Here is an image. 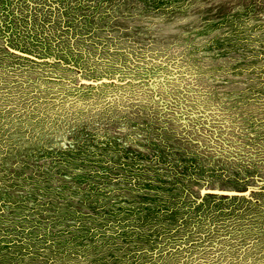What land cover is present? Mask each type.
Listing matches in <instances>:
<instances>
[{
	"label": "rangeland",
	"instance_id": "374dc122",
	"mask_svg": "<svg viewBox=\"0 0 264 264\" xmlns=\"http://www.w3.org/2000/svg\"><path fill=\"white\" fill-rule=\"evenodd\" d=\"M0 264H264V0H0Z\"/></svg>",
	"mask_w": 264,
	"mask_h": 264
}]
</instances>
